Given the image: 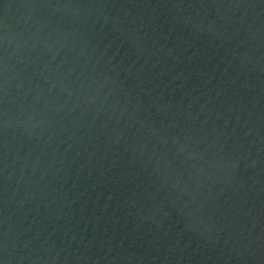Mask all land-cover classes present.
Wrapping results in <instances>:
<instances>
[{"label": "water", "instance_id": "water-1", "mask_svg": "<svg viewBox=\"0 0 264 264\" xmlns=\"http://www.w3.org/2000/svg\"><path fill=\"white\" fill-rule=\"evenodd\" d=\"M0 264H264V0H0Z\"/></svg>", "mask_w": 264, "mask_h": 264}]
</instances>
